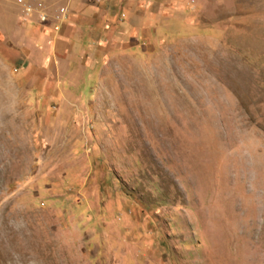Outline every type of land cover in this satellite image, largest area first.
<instances>
[{
	"label": "rangeland",
	"instance_id": "obj_1",
	"mask_svg": "<svg viewBox=\"0 0 264 264\" xmlns=\"http://www.w3.org/2000/svg\"><path fill=\"white\" fill-rule=\"evenodd\" d=\"M0 264H264V0H0Z\"/></svg>",
	"mask_w": 264,
	"mask_h": 264
}]
</instances>
